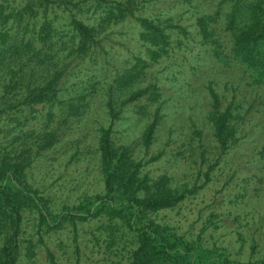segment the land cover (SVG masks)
Listing matches in <instances>:
<instances>
[{
	"label": "trees",
	"instance_id": "16d2710c",
	"mask_svg": "<svg viewBox=\"0 0 264 264\" xmlns=\"http://www.w3.org/2000/svg\"><path fill=\"white\" fill-rule=\"evenodd\" d=\"M160 1L0 0V237L6 241L0 264H34L38 245L45 246L47 237L69 231L76 242L85 226L95 227L92 236L99 249L105 244L108 250L116 248L126 264H264V258L235 260L225 248L207 246L201 235L188 239L161 221L162 213L179 208L201 187L172 189L166 177L152 182L148 174L142 175V164L130 150L114 141V127L125 106L146 95L159 103L155 83L134 91L119 108L110 96V125L101 128L98 137L101 193L55 209L28 175L33 158L54 148L56 112L66 103L68 70L75 60L97 52L108 57L111 37L115 46L116 37H129L147 58L140 57L141 52L133 67L116 75L113 84L119 91L171 54L176 38L182 45L191 37L201 38L217 60L243 68L255 85H264V0L174 1L194 10L210 6L189 26ZM207 90V118L222 156L238 142L235 121L241 115L223 107L212 85ZM77 100L75 112L85 96ZM162 118L159 107L145 131V146L152 144ZM257 250V245L252 247L253 254ZM48 263L59 264L51 252ZM75 264H80L78 257Z\"/></svg>",
	"mask_w": 264,
	"mask_h": 264
},
{
	"label": "rangeland",
	"instance_id": "374dc122",
	"mask_svg": "<svg viewBox=\"0 0 264 264\" xmlns=\"http://www.w3.org/2000/svg\"><path fill=\"white\" fill-rule=\"evenodd\" d=\"M174 1L160 3L173 9L176 20H183L185 26L207 8L203 4L195 10L175 6ZM183 13L185 18L181 19ZM121 37L115 38L117 46L112 37L107 43L108 57L97 52L75 60L68 70L66 103L62 112H56L57 140L53 149L33 158L28 172L32 182L51 199L55 209L101 193L98 137L100 129L110 125L106 107L110 96L116 98L119 108L134 91L155 83L161 92L159 103L146 95L125 106L114 127V141L130 150L133 159L142 164V175L148 174L152 182L166 177L172 189L201 187L179 208L162 213L161 221L176 227L188 239L201 235L207 246L225 248L235 260H262L264 85H255L243 68L217 60L212 48L201 44V38L191 37L182 45L176 38L171 54L146 69L134 85L119 91L113 84L116 75L133 67L135 56L141 52L139 56L147 59L141 45ZM211 85L222 97L223 107L231 106L234 114L241 115L235 121L238 142L222 156L207 118V88ZM110 88H114L112 94ZM80 95L85 100L75 112ZM159 107L163 118L152 144L145 146V131ZM212 215H216L215 220L209 223ZM89 228L80 230L76 242L69 231L47 237L45 246L38 245L34 264H49V252L59 264H75L77 257L80 264H126L116 248L108 250L105 244L99 249L92 236L95 227ZM33 240L37 242L38 238ZM5 242V237H0V249ZM255 245L258 250L253 254Z\"/></svg>",
	"mask_w": 264,
	"mask_h": 264
}]
</instances>
